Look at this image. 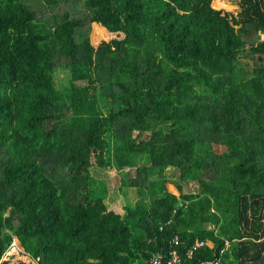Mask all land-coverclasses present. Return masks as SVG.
Masks as SVG:
<instances>
[{
    "label": "trees",
    "instance_id": "obj_1",
    "mask_svg": "<svg viewBox=\"0 0 264 264\" xmlns=\"http://www.w3.org/2000/svg\"><path fill=\"white\" fill-rule=\"evenodd\" d=\"M252 56L264 0H0V264H150L175 235L184 264H264ZM91 170L141 199L110 201ZM13 237L24 253L3 261Z\"/></svg>",
    "mask_w": 264,
    "mask_h": 264
},
{
    "label": "rangeland",
    "instance_id": "obj_2",
    "mask_svg": "<svg viewBox=\"0 0 264 264\" xmlns=\"http://www.w3.org/2000/svg\"><path fill=\"white\" fill-rule=\"evenodd\" d=\"M217 2L218 4L227 8H239L241 0H217ZM240 61L243 67L246 68L250 73L257 67H264V56H252L247 59H241ZM53 77L57 89H62L71 79L70 72L63 67H59L58 69H56L53 73ZM104 112H106L105 109ZM158 126L164 127V124ZM147 135L148 134H145L144 137H147ZM222 152V149H219L218 153ZM136 161L137 163L145 162L146 157L137 156ZM90 173L94 179L104 183L106 188L109 190L110 201L123 198L127 205L132 207L137 201L141 199L135 190L122 186L120 177L116 171L91 170ZM128 174L130 177H134L133 170H130ZM165 176L169 179L178 180L180 177V171L175 168H168L167 170H165ZM185 192L198 193L199 187L196 184L186 185Z\"/></svg>",
    "mask_w": 264,
    "mask_h": 264
},
{
    "label": "built area",
    "instance_id": "obj_3",
    "mask_svg": "<svg viewBox=\"0 0 264 264\" xmlns=\"http://www.w3.org/2000/svg\"><path fill=\"white\" fill-rule=\"evenodd\" d=\"M172 224V220L165 223L160 230L163 231L165 227H168ZM7 252L4 255L3 261L8 258H12L14 256H18L24 253V250L17 238L13 237L10 243ZM226 247L228 246V242H225ZM180 246V238L178 235H175L172 241L170 242V250L167 254H158L152 257L150 264H184L183 258L178 251V247ZM207 244L203 241L196 240L194 245L190 248L186 255V259L190 261L198 248H204ZM197 264H221L219 260L215 261H200Z\"/></svg>",
    "mask_w": 264,
    "mask_h": 264
}]
</instances>
